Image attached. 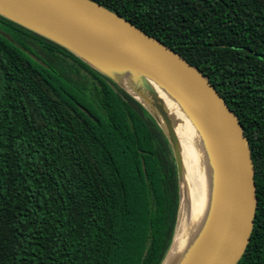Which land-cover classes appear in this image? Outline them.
I'll use <instances>...</instances> for the list:
<instances>
[{
	"label": "trees",
	"instance_id": "16d2710c",
	"mask_svg": "<svg viewBox=\"0 0 264 264\" xmlns=\"http://www.w3.org/2000/svg\"><path fill=\"white\" fill-rule=\"evenodd\" d=\"M93 1L198 68L264 166V0ZM61 58L89 74L94 100ZM179 201L170 145L148 111L0 17V264H162ZM237 264H264L254 231Z\"/></svg>",
	"mask_w": 264,
	"mask_h": 264
},
{
	"label": "water",
	"instance_id": "95a60500",
	"mask_svg": "<svg viewBox=\"0 0 264 264\" xmlns=\"http://www.w3.org/2000/svg\"><path fill=\"white\" fill-rule=\"evenodd\" d=\"M0 17L64 48L148 111L166 136L175 163L180 197L176 233L185 200L182 156L149 84L181 106L206 146L211 195L201 232L178 264H237L253 231L254 164L241 123L209 79L175 51L93 0H0ZM120 72L129 76L141 99L117 80Z\"/></svg>",
	"mask_w": 264,
	"mask_h": 264
},
{
	"label": "bare ground",
	"instance_id": "6f19581e",
	"mask_svg": "<svg viewBox=\"0 0 264 264\" xmlns=\"http://www.w3.org/2000/svg\"><path fill=\"white\" fill-rule=\"evenodd\" d=\"M115 76L124 87L140 98L131 87L127 74L120 72ZM149 85L154 98L163 106L168 124L177 137L183 162V211L174 244L164 263L178 264L198 238L208 213L211 195L208 154L203 139L181 106L157 85ZM157 114L165 127H168L163 117L158 112Z\"/></svg>",
	"mask_w": 264,
	"mask_h": 264
},
{
	"label": "flooded vegetation",
	"instance_id": "af4514ba",
	"mask_svg": "<svg viewBox=\"0 0 264 264\" xmlns=\"http://www.w3.org/2000/svg\"><path fill=\"white\" fill-rule=\"evenodd\" d=\"M254 182L256 209L253 231L255 232L257 242L264 245V166H259L258 162L254 166Z\"/></svg>",
	"mask_w": 264,
	"mask_h": 264
},
{
	"label": "rangeland",
	"instance_id": "374dc122",
	"mask_svg": "<svg viewBox=\"0 0 264 264\" xmlns=\"http://www.w3.org/2000/svg\"><path fill=\"white\" fill-rule=\"evenodd\" d=\"M59 69L70 82H72L78 89H80L90 99H95V89L92 78L87 72L80 68L71 59L59 60Z\"/></svg>",
	"mask_w": 264,
	"mask_h": 264
}]
</instances>
